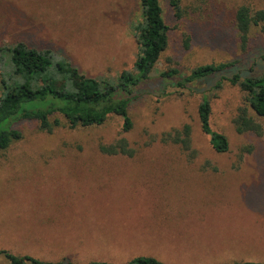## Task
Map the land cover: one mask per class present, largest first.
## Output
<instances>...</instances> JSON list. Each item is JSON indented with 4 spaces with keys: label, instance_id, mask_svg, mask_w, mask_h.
Returning <instances> with one entry per match:
<instances>
[{
    "label": "rangeland",
    "instance_id": "374dc122",
    "mask_svg": "<svg viewBox=\"0 0 264 264\" xmlns=\"http://www.w3.org/2000/svg\"><path fill=\"white\" fill-rule=\"evenodd\" d=\"M168 45L129 105L132 129L118 117L102 126L40 131L15 128L21 139L0 151V251L44 261L125 264L152 257L163 264L264 263L263 135L237 134V88L214 89L232 74H264V34L251 27L245 48L234 17L264 0H159ZM138 0H0V46L24 42L51 50L93 78L131 70L138 55L131 25ZM233 62L218 76L178 87L198 66ZM176 69L163 80L160 73ZM211 103V124L229 141L215 153L197 107ZM191 127L187 156L163 134ZM125 139L134 156H107L99 145ZM0 264H8L0 255Z\"/></svg>",
    "mask_w": 264,
    "mask_h": 264
},
{
    "label": "trees",
    "instance_id": "16d2710c",
    "mask_svg": "<svg viewBox=\"0 0 264 264\" xmlns=\"http://www.w3.org/2000/svg\"><path fill=\"white\" fill-rule=\"evenodd\" d=\"M179 13L178 0H169ZM139 15L131 25L132 36L138 46V55L131 70H124L113 78H93L82 74L63 56L51 50H37L24 42L0 46V151H7L21 139L15 125L21 121H34L40 131L50 133L65 124L69 129L102 126L110 117L121 120L122 132L132 129L129 105L137 89L150 78L151 72L168 45V28L164 22L159 0H138ZM261 24L264 34V12L254 14L246 6L237 9L234 27L237 39L245 48L248 33L253 26ZM233 66V62L201 65L187 76L180 78L177 86L205 81L218 76ZM178 75L176 69L160 73L163 80ZM224 85L237 88L241 104L232 119L237 134L263 135V127L256 118L264 119V74L241 76L232 74L222 77L214 89ZM211 103L202 96L197 107L201 132L209 138L212 150L224 154L229 150L227 137L211 124ZM164 144L178 146L192 157L191 127L183 125L163 134ZM107 156H134L125 139L109 145H99ZM8 264H77L67 259L44 261L29 255H14L0 251ZM85 264H116L107 261H90ZM125 264H163L152 257H134ZM232 264H264L260 262H236Z\"/></svg>",
    "mask_w": 264,
    "mask_h": 264
}]
</instances>
